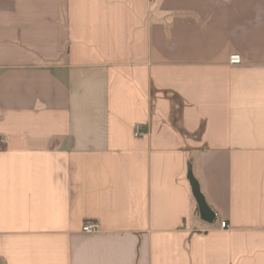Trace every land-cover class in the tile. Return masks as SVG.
Masks as SVG:
<instances>
[{
  "label": "crops",
  "instance_id": "crops-1",
  "mask_svg": "<svg viewBox=\"0 0 264 264\" xmlns=\"http://www.w3.org/2000/svg\"><path fill=\"white\" fill-rule=\"evenodd\" d=\"M0 139V264H264V0H0Z\"/></svg>",
  "mask_w": 264,
  "mask_h": 264
},
{
  "label": "water",
  "instance_id": "water-1",
  "mask_svg": "<svg viewBox=\"0 0 264 264\" xmlns=\"http://www.w3.org/2000/svg\"><path fill=\"white\" fill-rule=\"evenodd\" d=\"M192 191L196 200L201 218L207 222L212 223L214 219V213L208 206L206 199L201 191L199 182L195 177H191Z\"/></svg>",
  "mask_w": 264,
  "mask_h": 264
},
{
  "label": "built area",
  "instance_id": "built-area-1",
  "mask_svg": "<svg viewBox=\"0 0 264 264\" xmlns=\"http://www.w3.org/2000/svg\"><path fill=\"white\" fill-rule=\"evenodd\" d=\"M241 56L240 55H232L230 57V62L231 63H240L241 62ZM134 133L136 136H141L143 135L145 132L143 131V128H142V125L141 124H136L135 125V128H134ZM2 145V140L0 139V146ZM228 223L227 221H221V227L225 228V227H228ZM97 224L95 223H91V222H87L85 223L83 229L86 231V232H95L97 231Z\"/></svg>",
  "mask_w": 264,
  "mask_h": 264
},
{
  "label": "trees",
  "instance_id": "trees-1",
  "mask_svg": "<svg viewBox=\"0 0 264 264\" xmlns=\"http://www.w3.org/2000/svg\"><path fill=\"white\" fill-rule=\"evenodd\" d=\"M196 210L198 211V207L196 206Z\"/></svg>",
  "mask_w": 264,
  "mask_h": 264
}]
</instances>
